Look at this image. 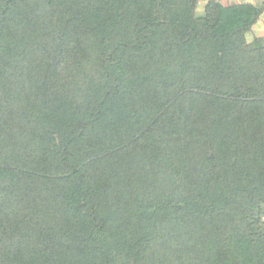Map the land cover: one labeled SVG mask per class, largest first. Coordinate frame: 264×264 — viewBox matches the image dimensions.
Segmentation results:
<instances>
[{
  "label": "trees",
  "instance_id": "trees-1",
  "mask_svg": "<svg viewBox=\"0 0 264 264\" xmlns=\"http://www.w3.org/2000/svg\"><path fill=\"white\" fill-rule=\"evenodd\" d=\"M194 4L0 0V150L9 136L16 147L1 110L17 101L43 146L0 162V264H54L66 237L80 243L72 255L106 264L115 249L145 264L171 233L203 264H264V245L234 225L264 199V38L245 40L261 9L211 0L197 20ZM71 45L97 66L80 102L55 67ZM55 164L66 174L53 177ZM41 188L64 205L56 230L6 209Z\"/></svg>",
  "mask_w": 264,
  "mask_h": 264
},
{
  "label": "rangeland",
  "instance_id": "rangeland-1",
  "mask_svg": "<svg viewBox=\"0 0 264 264\" xmlns=\"http://www.w3.org/2000/svg\"><path fill=\"white\" fill-rule=\"evenodd\" d=\"M210 1L211 0H194V16L197 20H202L205 17L206 7ZM257 37L260 36H256L252 32V30L245 34V40L247 43H251ZM69 49V52H66V50L62 54H56L57 60L55 61V67L57 69V73L59 74V78L61 79L59 80V83L66 84V86L71 91L70 94L73 96V100L76 102H80L81 93L87 87V83L97 79V66L93 65L90 61L89 63L84 64V67H82L75 54H73L72 52L73 46L71 45ZM30 59H32V56L31 58L29 57V61ZM34 63L37 62L31 60L29 62V65ZM29 92H33V90ZM19 102L20 101H17L16 103L11 104V106L14 107V113L12 115H9L8 108H4L3 110H1V113L3 114L5 119H9L11 122V128L7 126L6 131L12 133V131L15 130L18 135V140H16L15 148H11L14 143V139L9 136V146H7L8 149H5L3 151L0 150V162L2 163L5 161L16 162L17 164L25 163L23 159L31 160L29 158L31 156H37L41 151L40 147H43L42 145H40L41 141L39 139V136L37 135L40 130L36 129L37 131L34 134L33 130L31 131V127L29 129H24V121H22V119L20 118L21 103ZM137 107L138 106H136V108ZM20 132H23L24 136H22ZM59 140L60 138L57 137V142H59ZM25 152H27V155L30 157H27ZM53 154H55V152H53ZM49 157L52 159V156ZM54 161H56V159ZM51 170L52 171L50 173L53 175V177H56L57 175L59 176V174L60 176L66 174V172H64V168H62L61 166H57L56 164L51 167ZM46 193L47 192L44 190V188H41L34 193L36 195V199L33 200V204L32 202L29 203L28 201H23L18 205L15 202L13 194H10L9 201H5L7 205L6 209L11 213L15 212V210L19 213H31V215H33V223L35 225V228L56 230L52 227H55V223L61 219V209H64V205L62 204L61 199L60 202H54L53 199ZM0 197H2L1 192ZM8 203H11V205H9ZM31 205L33 206L30 208ZM245 209L246 211L243 210V213H240V211L236 213V221L234 222V225H236L238 232H244L257 244L264 245V199L262 200V198H257L253 208H249V206L246 205ZM183 228L187 231L185 227ZM172 236H175V234L171 233V235H169L168 237L162 235L157 240V242H155L156 244L154 248H152L151 251L149 249V251L146 252L147 254H149V252H151V254L154 253L155 259L148 260L150 257L147 256L144 263L203 264L204 261L201 255L193 254L190 256L186 255L185 253H178L177 241L174 240ZM66 239L67 240L64 242H67L66 249L68 251V254H60V258L55 256L54 264H104V256L101 254H97L91 257L83 256V258L81 256L78 257L77 255H72L71 253H77V249L80 243L76 239H74V241H72L68 237H66ZM7 240V244L11 241H18L16 237H7ZM114 250L115 249L108 252L109 254L107 255L108 260L106 264L134 263L129 257H127L125 252H123V254L121 255H118L117 253L114 254ZM205 259L206 258H204V260Z\"/></svg>",
  "mask_w": 264,
  "mask_h": 264
},
{
  "label": "crops",
  "instance_id": "crops-1",
  "mask_svg": "<svg viewBox=\"0 0 264 264\" xmlns=\"http://www.w3.org/2000/svg\"><path fill=\"white\" fill-rule=\"evenodd\" d=\"M221 1L226 5L247 2L255 5L256 7H259L261 9V12L258 16L256 23L252 28V32L256 36H260L264 38V0H221Z\"/></svg>",
  "mask_w": 264,
  "mask_h": 264
}]
</instances>
